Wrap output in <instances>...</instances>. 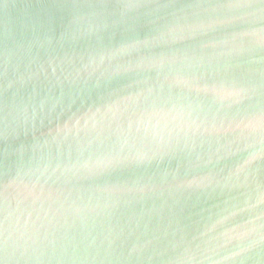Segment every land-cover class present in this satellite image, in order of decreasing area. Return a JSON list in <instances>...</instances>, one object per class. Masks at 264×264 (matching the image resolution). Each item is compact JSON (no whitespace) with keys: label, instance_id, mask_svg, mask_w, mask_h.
Returning <instances> with one entry per match:
<instances>
[{"label":"water","instance_id":"obj_1","mask_svg":"<svg viewBox=\"0 0 264 264\" xmlns=\"http://www.w3.org/2000/svg\"><path fill=\"white\" fill-rule=\"evenodd\" d=\"M0 264H264V2L0 0Z\"/></svg>","mask_w":264,"mask_h":264},{"label":"snow or ice","instance_id":"obj_2","mask_svg":"<svg viewBox=\"0 0 264 264\" xmlns=\"http://www.w3.org/2000/svg\"><path fill=\"white\" fill-rule=\"evenodd\" d=\"M262 2H264V0H262Z\"/></svg>","mask_w":264,"mask_h":264}]
</instances>
